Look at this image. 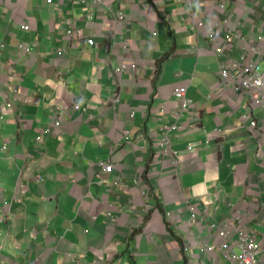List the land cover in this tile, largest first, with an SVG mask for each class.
I'll list each match as a JSON object with an SVG mask.
<instances>
[{"label": "crops", "instance_id": "0c3cea01", "mask_svg": "<svg viewBox=\"0 0 264 264\" xmlns=\"http://www.w3.org/2000/svg\"><path fill=\"white\" fill-rule=\"evenodd\" d=\"M48 1L0 0V264H230L238 214L263 243L264 107L220 73L264 72V0Z\"/></svg>", "mask_w": 264, "mask_h": 264}, {"label": "built area", "instance_id": "2783aa9c", "mask_svg": "<svg viewBox=\"0 0 264 264\" xmlns=\"http://www.w3.org/2000/svg\"><path fill=\"white\" fill-rule=\"evenodd\" d=\"M101 0H96L99 3ZM184 3L189 2V0H180ZM48 3H52V0H49ZM120 18L123 19L122 14ZM23 29L25 31L30 30V26H24ZM205 28L202 26L198 28V30H204ZM205 32V33H204ZM204 32L199 31L200 34L205 35L208 43L212 46V52L218 57L223 58L225 56L223 46H220L217 43L218 37L220 35L218 30L206 29ZM69 36H71L72 32L68 31ZM90 45H94V40L89 41ZM21 49H24L29 52V48L26 46H21ZM125 67H121L118 72H123L122 69ZM125 71V70H124ZM221 78H222V86L232 90L233 92H254L255 95L252 96L253 101L264 107V72H260L257 69V64L254 60H250L246 53L241 54L238 59H235L230 66L226 64L222 65L221 70ZM226 86V87H225ZM175 98L179 104L178 110L176 111V115L179 121L184 113L188 111L191 107V101L188 100V87H181L175 90ZM77 110H80L81 107L79 105L76 106ZM61 121H56V127L61 126ZM251 128H258V124L253 121L250 124ZM180 129L177 124H173L170 126H166V129L163 132L168 134L169 132ZM164 148V144H161ZM6 146H4L2 151L6 150ZM170 155L173 156L178 162L181 158L178 152H170ZM102 167V171L104 173H113L114 166L112 164H106L104 162H100L99 164ZM111 215V214H110ZM213 228H219L217 224L212 225ZM220 234V243L218 248L221 251H224L227 256L230 264H256L257 257L264 250V243L257 242L258 234L254 229H250L246 227L243 222H239V224L232 226L229 229H221L219 231ZM237 235V249H232V246L229 244L228 240L231 236ZM207 250L212 251L213 249L210 246H207ZM204 252V250L202 249Z\"/></svg>", "mask_w": 264, "mask_h": 264}, {"label": "clouds", "instance_id": "9594fccd", "mask_svg": "<svg viewBox=\"0 0 264 264\" xmlns=\"http://www.w3.org/2000/svg\"><path fill=\"white\" fill-rule=\"evenodd\" d=\"M177 101V100H176ZM178 103V102H177ZM251 127V126H250ZM170 133L171 132H169L168 134H166L165 135V137H166V140H165V142H162L163 144H164V148H166V145H168L169 147H171L172 148V141H173V139L171 140V136H170ZM161 143V144H162ZM161 147H162V145H161ZM163 148V147H162ZM191 148L193 149V147L191 146ZM172 151L173 152H178V151H174L173 149H172ZM178 154H179V152H178ZM167 156L168 155H170V153H168V154H166ZM180 155V154H179ZM41 180H43L41 177H38V181H41ZM196 221V218H195V216H193V220H192V222H195ZM243 222V224L246 226V227H248V228H250V229H253L252 227H251V225H250V223L248 222V223H245L244 221H243V219H242V217H241V215L240 214H238L237 216H236V218H235V220L232 222V223H230V228L232 227V226H235V225H237V224H239V222ZM114 222V221H113ZM213 224H217L218 226H219V228H213ZM213 224H211V228L213 229V230H215L216 232H217V234L219 235V237H220V234H219V231L222 229L223 230V225H222V223L221 222H218V223H213ZM221 239V238H220ZM257 242H258V240H257ZM220 243V242H219ZM259 243V242H258ZM264 243V242H263ZM207 246H210V245H207ZM207 246H205L204 248H203V250H204V253L205 252H211V251H209V250H207ZM210 248H212L213 250H214V248L212 247V246H210ZM212 250V251H213ZM220 250V249H219ZM262 253H264V250H263V252ZM260 255V254H259ZM258 255V256H259ZM257 262H258V260H257ZM257 264V263H256Z\"/></svg>", "mask_w": 264, "mask_h": 264}]
</instances>
